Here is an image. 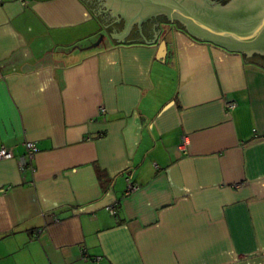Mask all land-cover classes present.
Segmentation results:
<instances>
[{
  "label": "crops",
  "instance_id": "crops-1",
  "mask_svg": "<svg viewBox=\"0 0 264 264\" xmlns=\"http://www.w3.org/2000/svg\"><path fill=\"white\" fill-rule=\"evenodd\" d=\"M94 2L0 0V264H264L263 61Z\"/></svg>",
  "mask_w": 264,
  "mask_h": 264
},
{
  "label": "water",
  "instance_id": "water-1",
  "mask_svg": "<svg viewBox=\"0 0 264 264\" xmlns=\"http://www.w3.org/2000/svg\"><path fill=\"white\" fill-rule=\"evenodd\" d=\"M100 1L105 13L116 21L123 19L125 22L124 30L110 34L111 37L122 38L131 24L139 26L140 31L143 22L161 15L165 22L177 23L197 40L246 57L264 56V0H227L223 3L212 0ZM102 37L101 34L93 45H98ZM165 56L166 42L162 39L158 42L156 58L163 60Z\"/></svg>",
  "mask_w": 264,
  "mask_h": 264
},
{
  "label": "built area",
  "instance_id": "built-area-1",
  "mask_svg": "<svg viewBox=\"0 0 264 264\" xmlns=\"http://www.w3.org/2000/svg\"><path fill=\"white\" fill-rule=\"evenodd\" d=\"M20 3H25V0H18ZM224 106L226 109H232L233 107L236 106V102L230 100V101H224ZM188 144V139L186 136H183L181 138V142L178 145V149L180 151H185L186 147ZM25 146V153L21 156L18 157V165L21 170H24L26 168H31L33 169V166L31 164V161L34 157V155L38 152L39 148L37 147L36 143L34 141H25L24 142ZM13 158V151L10 147H6L4 145H0V159H9ZM126 183H127V188L126 192L130 193L135 191L138 186L133 183L129 177L125 178ZM108 210L110 213H113V205L108 206Z\"/></svg>",
  "mask_w": 264,
  "mask_h": 264
},
{
  "label": "flooded vegetation",
  "instance_id": "flooded-vegetation-1",
  "mask_svg": "<svg viewBox=\"0 0 264 264\" xmlns=\"http://www.w3.org/2000/svg\"><path fill=\"white\" fill-rule=\"evenodd\" d=\"M92 1H94V0H92ZM212 1H219V2H221V3H223V2H225V1H227V0H212ZM94 4H95V6H96V8L97 7H101L102 6V4H101V2H97V3H95L94 2ZM163 20L164 19V16H161V15H159V16H157V17H153L151 20H148V21H153V20H156V21H158V20ZM147 21V22H148ZM146 22V23H147ZM170 25H176V26H178L179 27V25L177 24V23H170ZM258 61H263V63H264V56H257V55H255L254 56Z\"/></svg>",
  "mask_w": 264,
  "mask_h": 264
},
{
  "label": "trees",
  "instance_id": "trees-1",
  "mask_svg": "<svg viewBox=\"0 0 264 264\" xmlns=\"http://www.w3.org/2000/svg\"><path fill=\"white\" fill-rule=\"evenodd\" d=\"M183 30V29H182ZM247 60H253L254 59V57H249V58H246ZM260 65V64H259ZM103 171H101V170H99L98 171V175H99V179L102 181V183H104V181H106L105 180V178H104V173H102ZM104 179V180H103Z\"/></svg>",
  "mask_w": 264,
  "mask_h": 264
},
{
  "label": "rangeland",
  "instance_id": "rangeland-1",
  "mask_svg": "<svg viewBox=\"0 0 264 264\" xmlns=\"http://www.w3.org/2000/svg\"><path fill=\"white\" fill-rule=\"evenodd\" d=\"M101 34V33H100ZM102 35H104V34H102ZM255 58V57H254Z\"/></svg>",
  "mask_w": 264,
  "mask_h": 264
}]
</instances>
